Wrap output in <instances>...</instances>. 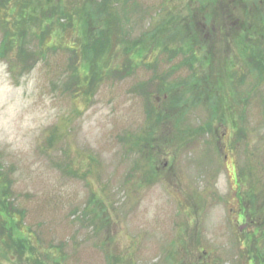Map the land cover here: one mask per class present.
Wrapping results in <instances>:
<instances>
[{"label": "rangeland", "instance_id": "1", "mask_svg": "<svg viewBox=\"0 0 264 264\" xmlns=\"http://www.w3.org/2000/svg\"><path fill=\"white\" fill-rule=\"evenodd\" d=\"M187 1L0 0V264H264V235L246 241L264 221V75L229 83L242 44L226 48L221 6L199 14L222 31L211 66L168 45ZM98 36L115 49L91 54ZM173 89L180 133L153 124L140 148Z\"/></svg>", "mask_w": 264, "mask_h": 264}, {"label": "trees", "instance_id": "2", "mask_svg": "<svg viewBox=\"0 0 264 264\" xmlns=\"http://www.w3.org/2000/svg\"><path fill=\"white\" fill-rule=\"evenodd\" d=\"M187 2L188 3L186 5H184L185 10H186V15H188L190 12H193V11H196L198 13H192V14H189V16H187V17L184 16L182 18L177 16L178 21L175 20L174 18H171L169 22L166 21L165 22L166 25H168V26L172 25L175 28L173 34L171 35V39L168 40L166 38V40H165L166 43H168L170 41H174L176 43H182L181 46L185 47V51L188 53H191V55L194 58L198 57L199 56L198 54L200 52H202L203 55L201 57V60H203L205 63L207 60L208 61L207 64L209 66H211L208 59H212V60L216 59V57L218 55V50L215 49L214 45L216 44V42L220 41L221 38L217 39V37H218L219 33H222V31L220 28L214 29L213 18L215 17V12L210 11L204 17H200L199 14L201 13L202 8H206L207 3L217 5L218 8H219V6H221L223 17H225V18L230 17V19H231V24L226 29V31L229 30L230 32H227V34L224 32L222 34H220L221 37H222V35H223V37H225V40H224L225 43L224 44L226 45V48L229 49L228 46L242 44V45H240V54L236 58V61L232 65L233 70H232L231 74H229V83H232V81H233V80H231V76L235 74L237 66L240 69L241 75H245L244 71H245L246 67L249 70V73L252 74L255 72L256 73L255 75L258 78H261L264 75V33L263 32L261 33L260 31H259V33H255V32H257V29L259 30V28L264 29V24H260L258 26V24L256 23V25L253 26V20L257 21L259 19L260 22L264 23V14L261 13V9H260L261 7L259 5H257V4L251 5L250 4V3L254 2V0H188ZM100 9H101V7H100ZM102 11L107 14V7H105V9L102 8ZM232 14L234 15V19L240 20V24L242 23L243 25H245L244 30L236 28L235 27L236 22H234L233 23L234 25H232V22H233V15ZM107 16H108V14H107ZM14 19H15V17H14ZM106 19H108L110 21L109 18H106ZM197 20H199V22H197ZM111 21H110L109 25L108 24L106 25L107 28H109L106 32L110 31V35L112 34V36H113L114 31L111 29V24H112ZM163 21L158 23L157 29L162 27V25L164 24ZM200 23H202L203 26ZM197 25L201 26L200 31L198 28L199 26L197 27ZM250 26L252 29L255 28L256 31L254 33H252L250 31L247 34V31H248L247 27H250ZM161 32L163 33L164 29L158 30L157 33L156 32L155 33L150 32L151 34H149V36L152 37L151 35L153 34L154 35L153 39H157L159 33H161ZM229 37H232L233 41H229L228 40ZM100 38L101 37L98 36L97 38H95V40L93 39L92 43H89L90 49L92 50L91 54L94 53V55H95L96 52L99 54V53L103 52L104 50L111 52L112 49H115L114 40L112 37L107 38L105 41H103L102 45L100 44ZM174 38H176V39H174ZM179 39H181V40H179ZM202 41H203V43H202ZM245 41H247L246 42L247 44H244ZM138 44H137V47H138ZM168 45H171V44L168 43ZM99 47H101V48H99ZM102 48H103V50H101ZM225 53H227L226 49H225ZM92 57H93V55H92ZM219 58H221V57L219 56ZM194 64H195V62H194ZM202 64H203V62H202ZM203 66H204V64L202 65V68H204ZM210 75H211V70L209 71V74L204 73L202 79L197 80L196 78L192 77V78H190V80H188V82L191 83V82L196 81L195 83H197L198 85L201 86L202 82L206 81L209 77L211 78ZM235 75H237V74H235ZM219 80H220V76H219ZM197 84H195V85H197ZM172 91H174V92H172ZM203 91H204V98L203 99L208 100L212 96L210 93V89L204 88ZM171 92H172V94H171L172 99L168 100V102H169L168 106L167 105H165L166 107L163 106L164 112L169 110L167 116L170 118V120L167 121V118L165 117L166 115H163L165 120H164V122H161L162 121V117H161L162 108H157L154 104H152V106H153L152 110L153 109L155 110V108L160 109V114L158 112L155 113V111H154L155 114L149 113V119H151V120L147 124L148 127H147L146 131H144L141 134V136L138 137V141L136 140L137 141L136 143L138 146H140V148L144 147L146 144V141L148 140L145 133L149 132V135H148L149 138L152 135L151 132L153 134L155 133L153 124H155V126H157V125L165 123V126L167 125L168 127H170L171 125H169L167 123L168 122L173 123L174 128L173 129L170 128V131L168 129L167 130L168 134L165 137L166 139H168V141L173 142V140H174L173 138L176 137L175 133L176 134L180 133V130L176 129V127H175L179 122V118L174 120V121L172 120V118H173V116H178V114L181 113L182 109L180 110L178 108V106L175 105V103H179V101L174 97L177 94V91H175V89H173V90H170V93ZM198 100H199V98H198ZM165 104H167V103H165ZM217 109H218V107L213 110V114L211 116V120L213 122L217 118V113H218ZM159 117H161V119ZM156 129H158V128H156ZM142 136H144V137L142 138ZM254 194L255 193L253 192V194L251 196L252 199L254 197ZM240 207H241V209H240V212L238 213L239 214L238 216H241L244 218L246 210H249V206L244 207V205L241 204ZM5 208L6 207H3L4 210H5ZM261 209H263V208L259 205L255 212H259V214H263L264 210H261ZM10 214L8 215V217H10ZM15 217H16L15 214H11L10 219L16 220ZM256 225H258V226H256ZM251 228H253V229L251 231H248L249 236H246V237H248V239L246 241H250L252 238L256 239V236H260L261 234L264 235V221L262 222L260 219H258L257 224H253ZM248 264H252L251 260L248 261ZM256 264H263V263L260 262V260H259V263H256Z\"/></svg>", "mask_w": 264, "mask_h": 264}]
</instances>
